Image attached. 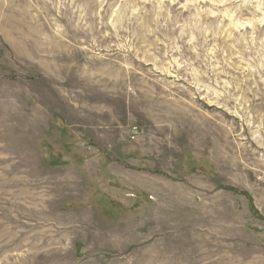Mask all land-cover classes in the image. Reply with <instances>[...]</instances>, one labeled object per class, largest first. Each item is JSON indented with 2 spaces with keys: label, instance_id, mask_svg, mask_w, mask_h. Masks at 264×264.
Here are the masks:
<instances>
[{
  "label": "rangeland",
  "instance_id": "374dc122",
  "mask_svg": "<svg viewBox=\"0 0 264 264\" xmlns=\"http://www.w3.org/2000/svg\"><path fill=\"white\" fill-rule=\"evenodd\" d=\"M0 264H264V0H0Z\"/></svg>",
  "mask_w": 264,
  "mask_h": 264
}]
</instances>
